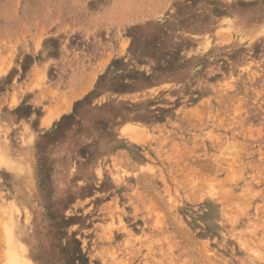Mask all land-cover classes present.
<instances>
[{
    "label": "rangeland",
    "instance_id": "obj_1",
    "mask_svg": "<svg viewBox=\"0 0 264 264\" xmlns=\"http://www.w3.org/2000/svg\"><path fill=\"white\" fill-rule=\"evenodd\" d=\"M0 264H264V0H0Z\"/></svg>",
    "mask_w": 264,
    "mask_h": 264
},
{
    "label": "bare ground",
    "instance_id": "obj_2",
    "mask_svg": "<svg viewBox=\"0 0 264 264\" xmlns=\"http://www.w3.org/2000/svg\"><path fill=\"white\" fill-rule=\"evenodd\" d=\"M50 121H51L50 119H47V121H46V122H47V123H49Z\"/></svg>",
    "mask_w": 264,
    "mask_h": 264
}]
</instances>
